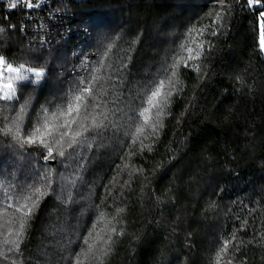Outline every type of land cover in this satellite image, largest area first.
Returning <instances> with one entry per match:
<instances>
[{"label": "trees", "instance_id": "1", "mask_svg": "<svg viewBox=\"0 0 264 264\" xmlns=\"http://www.w3.org/2000/svg\"><path fill=\"white\" fill-rule=\"evenodd\" d=\"M212 3L57 1L40 19L0 8V54L46 69L19 103L0 101V123L25 99L35 123L42 106L55 110L78 86L92 87L84 124L108 117L106 128L84 134L86 143L75 150L65 145V157L53 145L54 163L43 159L45 149L21 153L0 137V264H75L90 234L99 259L85 264H215L225 239L231 245L222 264H264L259 12L246 0ZM210 9L225 13L217 35L203 37L210 45L201 58L179 68L159 126L146 127L133 143L149 85L173 62L188 29L210 22L201 19ZM33 186L44 194L19 248L9 252L3 241L19 227L15 195L21 187L29 195ZM97 234L102 241L94 240Z\"/></svg>", "mask_w": 264, "mask_h": 264}, {"label": "snow or ice", "instance_id": "2", "mask_svg": "<svg viewBox=\"0 0 264 264\" xmlns=\"http://www.w3.org/2000/svg\"><path fill=\"white\" fill-rule=\"evenodd\" d=\"M3 0H0L2 3ZM247 7L255 9L259 12V36L258 46L261 51H264V11L260 8L264 7V0H246ZM217 5H225V0H213L211 8ZM18 6H23L28 9L38 7L32 0H9L8 8L16 9ZM223 11L212 13L211 9L201 19L209 18L210 22L204 24H193L185 34L184 41L177 47L172 63L162 66L159 71L161 78L158 82L149 85V91L142 100V107L139 110L138 117L143 123H138L133 135V143L138 140L145 131L146 127H151L153 131L159 126L160 118L163 116L166 108L171 103V98L176 88L175 77L178 75V70L181 66L187 67L190 62L198 60L204 53L206 45H210V41L203 39L206 35L216 36L221 21L224 18ZM3 29L0 28V32ZM46 69L43 67L30 66L27 61L23 63H16L14 60H9L3 54H0V101L5 102L4 107H7L10 102L19 103V97L23 96L24 89L28 87L38 86L44 80ZM98 79V77H93ZM81 85L84 81L80 82ZM92 94L91 86H78L72 91L65 104L57 105L55 110L48 107L41 108L43 115H38L35 123L32 122V117L28 114L29 99H25L24 104L20 105L19 111L15 110V103L12 104V110L15 115L4 117L6 124L0 123V137L9 138L10 143L8 148L24 152L26 147H37L47 151V155L43 156L45 161L53 159V145L58 146L61 150L59 156L65 157L66 150H75L76 147L86 143L84 137L86 132L94 129H103L108 125L105 121L108 120L107 115L104 119L97 122L95 116H91V123L84 124L88 120L90 113H88L89 105L85 102L86 97ZM4 107H0V113L4 111ZM28 115V123L25 124V116ZM131 119V118H130ZM115 126V125H113ZM146 147V146H145ZM13 188L9 185V189ZM44 193L40 188L34 187L29 195H24V189L21 187L20 192L16 193L15 211L20 213L19 227L14 233H10L14 238H6L3 243L11 245L8 248L9 252L16 251L20 242L23 239L24 232L27 225L28 217L33 210L38 206L39 198ZM8 201L13 197L6 196ZM23 201V203H20ZM8 208L14 207L12 203H8ZM15 222V221H13ZM92 238L91 234L85 238L86 248L82 249L77 254L75 264H85V261H94L99 259L95 255V243H89L88 240ZM233 234V239H235ZM95 241H102L103 237L97 234ZM104 243H107L106 241ZM231 241L225 239L222 246L217 251L215 256V264H222L225 254H227ZM107 250H103L101 255H106ZM231 264V261H228Z\"/></svg>", "mask_w": 264, "mask_h": 264}, {"label": "built area", "instance_id": "3", "mask_svg": "<svg viewBox=\"0 0 264 264\" xmlns=\"http://www.w3.org/2000/svg\"><path fill=\"white\" fill-rule=\"evenodd\" d=\"M57 1H69V0H32L34 4H38V7H34L32 9H28L23 6H18L17 8L24 9L30 17L35 19H40L41 14L50 15L55 9H49L52 3ZM9 0H3L0 3V8L3 9L5 12L11 10L8 8ZM41 42H44V39H41Z\"/></svg>", "mask_w": 264, "mask_h": 264}, {"label": "water", "instance_id": "4", "mask_svg": "<svg viewBox=\"0 0 264 264\" xmlns=\"http://www.w3.org/2000/svg\"><path fill=\"white\" fill-rule=\"evenodd\" d=\"M53 156H54V154H53ZM47 162H49V163H54V162H55V156H54L53 159H49Z\"/></svg>", "mask_w": 264, "mask_h": 264}]
</instances>
